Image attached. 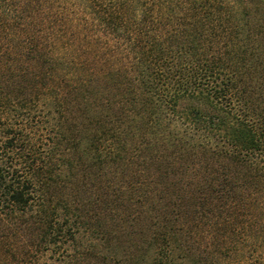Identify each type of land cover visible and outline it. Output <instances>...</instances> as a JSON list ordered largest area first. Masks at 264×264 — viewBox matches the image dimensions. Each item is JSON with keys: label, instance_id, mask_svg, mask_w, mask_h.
<instances>
[{"label": "trees", "instance_id": "trees-1", "mask_svg": "<svg viewBox=\"0 0 264 264\" xmlns=\"http://www.w3.org/2000/svg\"><path fill=\"white\" fill-rule=\"evenodd\" d=\"M263 252L264 0H0V264Z\"/></svg>", "mask_w": 264, "mask_h": 264}, {"label": "rangeland", "instance_id": "rangeland-1", "mask_svg": "<svg viewBox=\"0 0 264 264\" xmlns=\"http://www.w3.org/2000/svg\"><path fill=\"white\" fill-rule=\"evenodd\" d=\"M167 201V200H166ZM163 202H165V201H163ZM163 204V203H162ZM127 225H128V227L126 228V230H131V222L130 221H128V223H127ZM143 227V226H142ZM143 231H145V229H143ZM78 239L77 240H79L80 241V243L78 244V247H79V250H81V251H85L86 250V246H87V244H89L90 242H93V239H90L89 238V235H87L86 233H84V231L81 229L80 231H79V234H78ZM67 249H68V251H71V243H66L65 245H64ZM132 245H131V243H130V245H129V242H128V245L124 248V252H123V255L122 256H124V255H127V256H129V254H131V251H129V250H132ZM102 252H103V249H102ZM250 252V251H249ZM249 252L247 253L249 256L251 255V254H255L254 252L255 251H252V252H250V254H249ZM257 253H258V251H257ZM264 253V252H263ZM253 255H251V257H252ZM46 260H48V261H51V259H47V258H45ZM88 260V264H105V262H100L97 258L95 259V258H92V257H90L89 256V258L87 259ZM60 263V262H59ZM58 262H57V264H59ZM40 264H43V263H40ZM106 264H115V263H113V262H109L108 261V263H106ZM249 264H260L258 261H256V260H254V261H250V263Z\"/></svg>", "mask_w": 264, "mask_h": 264}]
</instances>
